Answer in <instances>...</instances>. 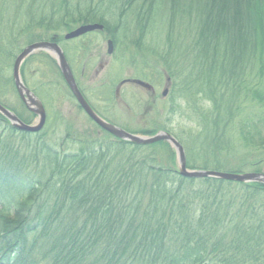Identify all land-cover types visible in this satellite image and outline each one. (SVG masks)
<instances>
[{
	"label": "trees",
	"instance_id": "obj_1",
	"mask_svg": "<svg viewBox=\"0 0 264 264\" xmlns=\"http://www.w3.org/2000/svg\"><path fill=\"white\" fill-rule=\"evenodd\" d=\"M128 1L124 0V8L142 6L145 0H133L131 5ZM66 2L61 6H65L68 14L58 21L66 34L77 26L95 22L117 32L116 26L123 23L120 19L124 15L120 14L110 24L106 16L98 18L94 8L91 13L77 7L69 14ZM110 2L113 6L116 0ZM147 2L148 8L140 11L142 17L137 13L140 26L144 24L142 19H150L160 7L168 12L167 25L171 29L170 23L178 13L174 10L179 9L178 0H146L145 5ZM189 7L199 24L194 45L199 51L196 54L200 67L194 69L197 73L186 70V82L192 84L197 79L202 83L199 92L208 94L204 91L207 87L212 95L223 96L215 104L222 113L226 106L224 113H232L233 117L241 116L248 101L264 105L263 96L254 90L247 91L249 86L245 82L250 81L246 71L255 61L259 64V76L264 72V0H189ZM18 17L19 12L15 11L9 19L11 25L7 28L11 34L32 31L36 26L54 27L50 26L53 18L46 21L43 17L30 27L29 19L37 18L30 12L25 29H18ZM138 22L135 21L137 29ZM41 40L59 44L62 37L55 35ZM258 46L260 51L252 54ZM11 57L15 58V54ZM239 63L241 68L235 66ZM214 71L215 78L210 76ZM188 83L183 84L186 91L192 87ZM216 88L221 89L219 94L215 93ZM240 90L247 91L242 98L236 93ZM250 92L255 100L243 99H248ZM0 104L13 112L1 101ZM257 119L259 125L264 124V115ZM251 129L259 128L246 125L241 131L244 140L251 138L248 134ZM257 133L262 138L258 153L264 152V135L259 130ZM32 135L36 134L15 130L0 116V186L16 194L13 201L11 198L7 201L0 188L3 201L0 210L5 214L0 217V264H264V184L187 179L179 175L173 164L168 166L159 160L157 149L168 147L164 142L144 147L117 139L101 140L103 144L98 148L91 147L88 151L81 148L74 153L43 147L48 161L40 171L34 169L38 178L24 172L27 162L24 165L18 161L22 147L14 144L15 139ZM40 142V136L34 144L26 142L33 154L31 159ZM213 145L208 144L213 159L211 164L205 161V169L222 170L224 161L219 155L222 148L217 150ZM263 158L251 166L255 172H261ZM187 167L199 168L188 163ZM49 169L46 178L43 173ZM232 185L240 186L243 194L238 196L236 192L231 197L228 187ZM34 192L41 196L49 194L45 199L54 196L59 212L55 215V209L46 210V217L44 212L40 217L23 212L20 203L34 202ZM72 211H82L83 220H78ZM9 216L11 223L5 221ZM53 225L57 226L55 231Z\"/></svg>",
	"mask_w": 264,
	"mask_h": 264
},
{
	"label": "rangeland",
	"instance_id": "obj_2",
	"mask_svg": "<svg viewBox=\"0 0 264 264\" xmlns=\"http://www.w3.org/2000/svg\"><path fill=\"white\" fill-rule=\"evenodd\" d=\"M64 1L0 0V55L1 52L4 53L0 56V101L12 109L14 114L17 113L26 119L29 125H34L37 122V116L29 112L21 100H19L13 80L12 84L14 87L10 82L16 56L20 53L19 51L29 45L31 40L40 42L43 41L41 40L42 38H52L55 35H59L62 37L59 45L74 74L76 83L83 90L88 102L97 110L100 116L134 135L136 133L143 136L153 135L151 131H154L155 134L159 131L170 134L183 147L186 157V168L189 170L192 169L187 167V163L190 167H199L196 170H207L205 169V161L211 164V159H213L211 153L207 150L210 143L211 145L214 144L213 146L217 150L222 148L219 155L223 158L224 162L222 165L224 167L222 170L217 171L225 173L255 172V169H252L253 164L264 157L263 151L258 153V144L262 138L257 133L259 130L264 135V124L259 125L257 119L259 116L262 117L264 115V105L261 106L248 101L243 113L239 117H233L232 113H224L226 111L225 106L223 107L224 115L219 109V105L215 104L223 96L212 95L206 87L204 91L209 92V95H206L208 97H216V99H212L214 111L201 114L204 128L201 134L178 137L172 132L165 130L158 119V105L168 100L177 92L192 97L200 91L199 84H202L197 79H194L192 84L188 83L186 82L187 77H185L187 69L197 73L194 69L200 67L196 54L199 51H196L194 45L196 34H199V24L195 20V15L191 13L189 0H178L179 9L174 10L178 11V13L170 23L171 29L167 25L169 14L165 8L162 9L160 7L155 9L150 19L148 17L142 19L144 20V24L143 27L140 26L137 13L140 15V11L148 8V2L145 5L146 0L142 6L139 5L136 8L134 5L124 8V0H116L113 6L111 5V0H66L70 10L69 14L77 7H81L84 11L87 9L91 13L96 9L95 14L97 17L106 16L110 24L114 23L120 14L124 15L120 19L123 21V23L121 22V27L116 26V29H119L117 32L116 30H107L103 27V24L95 22L93 24L102 25L103 29L88 32L78 38L66 41L63 40L66 33L61 31V26L58 23L63 14H68L65 6H61ZM132 2L133 0H129L128 4L131 5ZM149 9L152 10L151 6ZM15 11L19 12V17L16 20L18 29H25L30 12L37 16L34 19L35 21L32 18L29 19L30 27H33L34 23L41 17L46 21L53 18L52 25L50 26L54 27L46 29L42 28V26H36L32 31L31 29L27 30V32L23 30L22 34H11L7 27L11 25L9 19ZM52 12L54 13L53 16ZM109 13L113 15L112 18H108ZM135 21L138 22V29ZM109 42L111 45H109ZM109 46L112 47L110 54H108ZM252 48L253 46L249 48V52ZM257 51H260L259 46L255 47L252 54ZM12 54H15V58L13 59L11 57ZM32 56L33 58H31ZM27 59L20 68L21 80L26 88L42 102L46 112V121L40 131L34 133L25 132L36 135L14 140L15 145L18 144L19 148L22 147L23 151L20 149V154L22 155L19 156L18 161L24 165L27 162L28 167L24 171L27 175L38 177L34 169L40 171L48 161L46 160L45 151L42 149L43 147L52 150L63 149L74 153L81 148H83L81 151H88L91 147L92 149L98 148L100 144H103V140L115 141L114 137L98 127L78 107L69 88L61 77L55 57L46 52H37ZM242 63H239V66L235 64V66L241 68ZM226 66L228 67V64ZM23 70L24 73L21 74ZM170 70L174 71V73L168 74ZM246 73L250 77V81H245L249 86L247 91L254 90L259 96H263L264 99V72L262 76H259L258 62L255 61L249 66ZM215 75L216 72L214 71L210 76L215 78L217 76ZM124 79H140L145 81L154 87L155 93L147 92L144 88L137 86L122 85L119 88L118 96H116L115 89L119 82ZM187 83L189 84V88L192 85L189 91H186V87H183V84L187 86ZM165 88H168V94L169 92L170 94H167L168 96L163 98L161 97V92ZM247 91L240 90L236 93L240 94L239 97L242 98V94ZM220 92L221 89H215L216 94ZM230 92L231 90L228 93ZM247 97L248 99L246 97L243 99H251L252 92L248 93ZM226 100H223V102H226ZM251 100H255L254 97ZM3 118L14 128L5 117ZM246 125L247 128H252L253 125L259 128L257 130L251 129L252 131L248 132L252 139L248 137V140H244L241 136V131H244ZM14 129L17 130L16 128ZM39 136L41 142L36 144L38 151H36L35 156L31 159L30 156L33 155L30 153L31 148H27L25 144L26 142H30L29 145L34 144ZM29 138L30 140L27 141ZM63 141L64 143H62ZM164 143L169 148L166 147L165 150L157 149L159 160L168 166L173 164L172 166L176 167L178 172L176 153L168 143ZM208 149L210 151V148ZM217 161L221 162V159H217ZM262 161L263 163L260 164L261 172L259 173L264 172V160ZM208 169L216 171L212 170V168ZM49 172L50 169L44 171L43 175L48 178ZM0 188H2L3 196L7 197V201L9 198H11L10 201H13V195L16 197L14 191L4 186H0ZM13 188L16 189L17 186H13ZM228 189L231 190V192H228L233 198L234 195H237L236 192H238V196L243 194L240 186L232 185ZM36 193H33L34 202L27 203L26 205L23 202L20 203L23 212L27 213L28 211L29 214L32 212L29 215L30 217L34 214H38L40 217L43 212L44 217H46V210L51 211L52 208L53 210L55 209V215L59 212V209L54 204V196L45 199V196L49 194L44 196L41 193V196ZM57 194L59 195V193ZM1 203H3L2 196L0 197V205L2 206ZM16 203L19 204L17 201ZM39 213L41 214L39 215ZM71 214L75 215L78 220H83L82 211L80 213L72 211ZM3 215L5 214L0 210V217ZM5 221L11 223L12 217L9 216ZM56 227L55 225L52 226L54 231ZM14 228V226L11 227V229Z\"/></svg>",
	"mask_w": 264,
	"mask_h": 264
},
{
	"label": "water",
	"instance_id": "obj_3",
	"mask_svg": "<svg viewBox=\"0 0 264 264\" xmlns=\"http://www.w3.org/2000/svg\"><path fill=\"white\" fill-rule=\"evenodd\" d=\"M102 25L98 24H87L79 26L67 33L64 36L65 40H72L78 38L88 32L102 30ZM109 45L111 43L109 42ZM46 52L52 57H55L57 67L63 78L65 84L69 88L71 94L75 98L79 107L86 113V115L103 131L107 132L111 136L131 143L135 145H152L159 142L168 143L175 151L177 157L178 173L180 176L190 179H204L212 178L221 181H231L238 183H260L264 184V172L263 173H229L211 170H189L186 168V157L185 152L181 144L170 134L166 132L159 131L154 135L150 136H138L124 131L123 129L114 126L102 118H100L89 106L87 101L84 99L83 95L79 91L75 79L73 77L72 71L68 65L65 55L60 48V46L54 42L40 41L34 42L25 46L21 52L16 56L13 68H12V80L17 91V94L26 107V109L33 115L37 116V122L34 125H29L22 122L13 112L5 108L0 104V115L5 117L11 125L19 131L22 132H38L42 129L46 121V112L41 103V101L23 84L20 75V68L22 67L24 61L34 53ZM112 52V47L109 46L108 54ZM134 84L151 89V86L141 80H131ZM124 83V82H122ZM167 88L162 92V96L167 95Z\"/></svg>",
	"mask_w": 264,
	"mask_h": 264
},
{
	"label": "clouds",
	"instance_id": "obj_4",
	"mask_svg": "<svg viewBox=\"0 0 264 264\" xmlns=\"http://www.w3.org/2000/svg\"><path fill=\"white\" fill-rule=\"evenodd\" d=\"M158 111V119L165 130L178 137L196 136L204 130L201 114L213 112L214 103L204 92L192 97L177 92L158 105ZM195 215H199L198 210Z\"/></svg>",
	"mask_w": 264,
	"mask_h": 264
},
{
	"label": "flooded vegetation",
	"instance_id": "obj_5",
	"mask_svg": "<svg viewBox=\"0 0 264 264\" xmlns=\"http://www.w3.org/2000/svg\"><path fill=\"white\" fill-rule=\"evenodd\" d=\"M131 80H140V79H124V80H122V81H120L119 82V84H118V86H117V88L115 89V95L116 96H118V91H119V88L123 85H130V86H137V87H140V86H138V85H136V84H134L133 82H131ZM142 81V80H141ZM122 82H125L124 84H122ZM143 82H145V81H143ZM147 83V82H146ZM149 84V83H148ZM78 85V84H77ZM79 86V85H78ZM152 86V85H151ZM80 88V87H79ZM141 88H143V87H141ZM147 92L149 91V92H151V93H155V90H154V87L152 86V89H150V90H148V89H146V88H144ZM80 91L82 92V94L84 95V93H83V90L82 89H80ZM168 96V95H167ZM84 97H85V99L87 100V98H86V96L84 95ZM93 107V106H92ZM94 108V107H93ZM95 109V108H94ZM97 111V110H96Z\"/></svg>",
	"mask_w": 264,
	"mask_h": 264
},
{
	"label": "bare ground",
	"instance_id": "obj_6",
	"mask_svg": "<svg viewBox=\"0 0 264 264\" xmlns=\"http://www.w3.org/2000/svg\"><path fill=\"white\" fill-rule=\"evenodd\" d=\"M63 53H64V52H63ZM137 146H144V147H145V146H147V145H137ZM148 146H150V145H148Z\"/></svg>",
	"mask_w": 264,
	"mask_h": 264
}]
</instances>
